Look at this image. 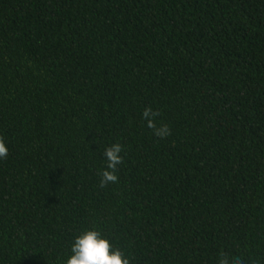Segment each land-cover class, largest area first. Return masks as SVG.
<instances>
[{"label": "trees", "instance_id": "trees-1", "mask_svg": "<svg viewBox=\"0 0 264 264\" xmlns=\"http://www.w3.org/2000/svg\"><path fill=\"white\" fill-rule=\"evenodd\" d=\"M0 137V264H264V0H0Z\"/></svg>", "mask_w": 264, "mask_h": 264}, {"label": "clouds", "instance_id": "clouds-1", "mask_svg": "<svg viewBox=\"0 0 264 264\" xmlns=\"http://www.w3.org/2000/svg\"><path fill=\"white\" fill-rule=\"evenodd\" d=\"M159 111L153 110L151 106L145 107L142 112V120L146 123L153 135L157 138L165 139L171 133L170 127L165 123H157ZM124 147L121 143H114L107 147L104 152L106 169L101 172L99 187L106 188L109 184L118 182V165L122 164L123 157L121 153ZM8 148L3 137H0V160L7 159ZM72 255L66 261V264H130V259L125 256L119 248H114L112 243L102 237L98 230H86L75 238L71 246ZM217 264H247L239 256L229 257L228 253L221 251L218 254ZM255 264V261L252 262Z\"/></svg>", "mask_w": 264, "mask_h": 264}]
</instances>
